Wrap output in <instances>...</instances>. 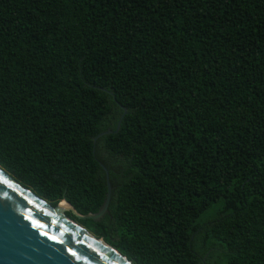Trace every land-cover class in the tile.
<instances>
[{
  "label": "trees",
  "instance_id": "16d2710c",
  "mask_svg": "<svg viewBox=\"0 0 264 264\" xmlns=\"http://www.w3.org/2000/svg\"><path fill=\"white\" fill-rule=\"evenodd\" d=\"M0 167L81 215L108 170L66 214L133 264H264V0H0Z\"/></svg>",
  "mask_w": 264,
  "mask_h": 264
},
{
  "label": "water",
  "instance_id": "95a60500",
  "mask_svg": "<svg viewBox=\"0 0 264 264\" xmlns=\"http://www.w3.org/2000/svg\"><path fill=\"white\" fill-rule=\"evenodd\" d=\"M121 121L122 117L115 130L95 136V143L100 136L118 132ZM106 174L108 191L96 214L81 215L64 199L66 211L79 220L100 222L109 211L112 195L108 170ZM61 202L51 205L0 167V264H133L60 211Z\"/></svg>",
  "mask_w": 264,
  "mask_h": 264
},
{
  "label": "bare ground",
  "instance_id": "6f19581e",
  "mask_svg": "<svg viewBox=\"0 0 264 264\" xmlns=\"http://www.w3.org/2000/svg\"><path fill=\"white\" fill-rule=\"evenodd\" d=\"M67 208H68V207H67V203H66L65 201H62V202L59 204V207H58V209H59L60 211H65Z\"/></svg>",
  "mask_w": 264,
  "mask_h": 264
},
{
  "label": "rangeland",
  "instance_id": "374dc122",
  "mask_svg": "<svg viewBox=\"0 0 264 264\" xmlns=\"http://www.w3.org/2000/svg\"><path fill=\"white\" fill-rule=\"evenodd\" d=\"M218 207H221L220 205ZM66 211V210H65ZM68 212V210L66 211V213Z\"/></svg>",
  "mask_w": 264,
  "mask_h": 264
}]
</instances>
